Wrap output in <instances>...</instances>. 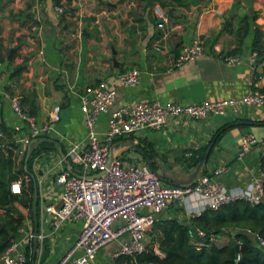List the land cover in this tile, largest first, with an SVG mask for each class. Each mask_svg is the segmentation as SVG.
<instances>
[{"label": "crops", "instance_id": "1", "mask_svg": "<svg viewBox=\"0 0 264 264\" xmlns=\"http://www.w3.org/2000/svg\"><path fill=\"white\" fill-rule=\"evenodd\" d=\"M104 1L112 5L100 0H59V5L56 0H0L3 58L0 60V123L11 131L16 143L28 127L14 111L12 97L33 96L38 104L35 118L39 123L50 120L55 106L61 107V120L53 123L48 133L33 140L31 153L34 150L35 156L31 154L30 168L25 169L32 179L35 176L39 188V244L34 259L42 264H58L78 239L83 226L82 222H68L53 230L48 207H57L61 202L62 187L57 176L65 169L75 168L69 151L74 146H86V114L80 93L87 86L107 83L118 92L110 112L99 117L97 130L101 134L109 127L112 111L138 101L157 99L189 105L206 99L241 98L254 89L250 57L256 27L264 30V0H255L252 8L234 0H199V5H189L191 0H183L184 5L172 0ZM35 5L38 13L31 11ZM58 6L66 14L59 13ZM157 6L165 11V29L158 26ZM254 12L259 13L257 21L251 18ZM246 15L250 17L249 33L239 51L233 54L239 48L236 31ZM196 37L205 43L204 56L168 70V57L178 54ZM236 55L241 56L240 63L227 62L226 57ZM263 64H259L260 71ZM20 66L26 70L13 75ZM132 67L141 70L140 82L132 87L122 86L119 74ZM263 86L261 81L258 87ZM28 106L26 103L25 107ZM260 121H264V106L246 107L239 115L210 116L204 120L176 117L163 130L140 129L116 139L113 145L118 144L115 152L125 165L148 164L149 156L171 169L181 166V172L187 174L186 153L215 145L216 132L235 122L236 126L215 145L204 169L209 173L225 166L227 172L221 180L231 188L246 187L261 167L264 149L257 147L240 159V143L247 133H260L261 139L264 138V124ZM127 141L135 142L149 155H142ZM57 144L63 148L71 166L62 158ZM3 154L7 156L8 152H0V158ZM23 158L16 153L14 166L19 168ZM9 210L0 208V214L9 212L20 218L23 227L33 234L32 238L20 234L22 227L13 233L15 252L26 253L32 243L34 254L35 220L31 212L19 202H14ZM166 219L191 222L182 204L167 209L160 217ZM236 230L230 228L233 233ZM221 237L224 242L228 240L224 235L216 239L220 241ZM120 243L110 244L112 252ZM110 258L105 252L100 256L103 264L109 263Z\"/></svg>", "mask_w": 264, "mask_h": 264}, {"label": "built area", "instance_id": "2", "mask_svg": "<svg viewBox=\"0 0 264 264\" xmlns=\"http://www.w3.org/2000/svg\"><path fill=\"white\" fill-rule=\"evenodd\" d=\"M56 10L64 13L62 7L58 6ZM31 11L38 13V6H33ZM155 14L159 19L158 26L165 29L167 17L164 9L157 6ZM205 50L203 40L194 38L178 54L168 57V70L199 60L204 56ZM250 58L251 84L254 86L251 93L236 99H206L189 105L157 99L138 101L112 111L109 127L103 134L97 130L98 120L103 113L110 112L118 96L117 90L107 83H100L89 85L80 93L81 107L86 114L87 142L85 147L74 146L69 155L74 166L81 168L77 170L75 166L74 169H65L57 176V182L62 187L61 202L57 207L49 206L48 210L55 231L68 222H82L83 226L78 239L58 264H103L100 260L101 251L115 241L121 243L111 255L108 264H127L126 261L118 263L123 256L136 261L139 254L149 251V232L160 221L161 215L175 205L182 204L186 216L191 218L200 216L207 210H218L236 200L243 199L253 204L264 202L262 167L251 176L246 187L236 188L228 187L221 180L227 172L225 166H219L206 174L202 173L197 181L189 186L174 185L162 180L147 163L125 165L123 160L117 157L111 167H108L110 150L116 139L140 129L160 131L169 125L171 118L204 120L210 116L239 115L246 107H263L264 90L258 85L264 81V75L259 70L257 52L253 51ZM226 60L229 63H240L241 56H228ZM118 78L122 86H135L140 82L141 70L138 67L128 68L121 72ZM12 105L28 127L27 133L16 142L19 145L16 153L18 157L23 158L28 154L33 140L48 133L52 124L61 120V107L55 106L50 120L39 123L35 117L23 111L21 97H12ZM0 137H5L2 130ZM257 147L264 149V139H258L254 133L243 135L239 158L246 157ZM186 156L192 157L193 152H187ZM102 173L104 174L97 176ZM10 187L13 193L20 194L22 180L13 181ZM19 232L29 238L33 237L26 227H22ZM248 232L264 245V239L257 233L251 230ZM199 235L207 237L202 230ZM211 239L214 240L215 237L212 236ZM16 245V242H13L10 247L0 252V261L3 264H29L26 253L15 252ZM198 245L203 243L199 242ZM155 251L164 256L157 245ZM32 264L42 263L35 261Z\"/></svg>", "mask_w": 264, "mask_h": 264}, {"label": "trees", "instance_id": "3", "mask_svg": "<svg viewBox=\"0 0 264 264\" xmlns=\"http://www.w3.org/2000/svg\"><path fill=\"white\" fill-rule=\"evenodd\" d=\"M172 1L184 5L183 0ZM56 4H60L59 0H56ZM66 12L64 11V14ZM251 18L253 21H257L259 13L254 12ZM249 20V15H246L240 21L236 31L239 48L234 50L233 54L237 53L244 44L250 29ZM252 50L257 52L260 57L258 64L264 62V30L259 26L255 29ZM0 60H3L1 56ZM25 70L26 68H22L15 71L13 75L21 74ZM261 72L264 75V64ZM262 90H264V86ZM26 103L29 104L28 108L25 107ZM22 108L31 117H37L39 113L37 100L31 95L27 99H22ZM260 123L264 124V121H260ZM235 124V122L228 123L216 132L214 136L215 145L220 143L224 135L236 126ZM240 126L243 127L242 124ZM0 130L5 133V137H0V152H8L7 156L3 154L0 158V208H6L7 211H10L11 205L14 202H19L31 212L33 219V179L29 171L24 168L25 158H23L19 168L14 166L16 149L19 145L12 140L11 131L2 123H0ZM215 145H213L211 152ZM209 148L210 145L200 150H191L193 156L185 159L187 168L196 167ZM31 154L34 157L35 151L33 150ZM33 157L29 159V168ZM261 167L264 170V159ZM202 173H208L207 168ZM15 180H22V192L20 194L11 191L10 185ZM190 220L191 222L179 219L160 220L149 232V235L152 236L149 251L139 254L136 261L131 257L123 256L118 260V263L126 261L127 264H264V245L260 243L257 237L248 232L251 230L264 239V202L253 204L243 199L236 200L218 210H207L200 216L191 217ZM23 226V220L11 213L0 214V252L13 244L14 237L12 234L18 233ZM230 228L234 230L239 228V230L233 233ZM200 230L205 231L207 237H201L199 235ZM218 235L228 236V240L219 243L216 239ZM212 236L215 237L214 240L211 239ZM206 238L208 239L206 240ZM199 242H202L203 245L199 246ZM237 244L239 245L238 249H236ZM156 245L164 256L155 251ZM32 248L31 243L26 252L29 264H32L34 260Z\"/></svg>", "mask_w": 264, "mask_h": 264}, {"label": "water", "instance_id": "4", "mask_svg": "<svg viewBox=\"0 0 264 264\" xmlns=\"http://www.w3.org/2000/svg\"><path fill=\"white\" fill-rule=\"evenodd\" d=\"M102 3H107L104 0H100ZM235 2H242L243 4H245L247 7L252 8L253 7V3L255 0H234ZM151 3H153V0H151ZM107 4L112 5L111 2H108ZM200 2L199 0H191L189 2V5H199ZM9 59H12V57H10ZM23 68L22 66L18 67V69ZM34 95L37 97V92L36 89H34ZM128 144H131L135 147V149L137 151H139L142 155L146 156L149 155L148 153L145 154L144 151H142L140 148L137 147L136 143L133 141H127ZM58 145V144H57ZM214 144L211 145V147L209 148V150L207 151V153L205 154V156L203 157V159L197 164L196 167L191 168L188 170L187 174H183L181 172L182 167L179 166L178 169H171L169 167H167L164 163L160 162L158 159H151L149 158V156L146 158L148 161V164L152 167V169L159 175V177L170 183V184H174V185H179V186H189L194 184L197 179L199 178V176L202 174L205 164L210 156L211 153V149L213 147ZM118 144H114L111 147L110 150V156H109V162H108V167H111L113 161L118 157V155L116 154L115 150L117 148ZM59 147V151L61 153L62 158L65 160V162L71 166V163L67 157V155L65 154V152L63 151V148L58 145ZM31 157V148L29 149V152L26 156V165H25V169L28 170V162L29 159ZM154 162L157 163V165L154 164ZM99 174L97 176H101L103 175ZM34 179V194H33V215H34V220H35V237H34V258L36 256V252H37V248H38V244H39V224H38V204H39V188H38V184H37V180L35 178V176H32ZM239 248V245H236V249ZM35 262V259L33 260V263Z\"/></svg>", "mask_w": 264, "mask_h": 264}, {"label": "rangeland", "instance_id": "5", "mask_svg": "<svg viewBox=\"0 0 264 264\" xmlns=\"http://www.w3.org/2000/svg\"><path fill=\"white\" fill-rule=\"evenodd\" d=\"M252 131H254V130H252ZM255 135L258 137V139H261L262 137H260L261 136V134L260 133H256L255 132ZM76 167H77V170H80V166L78 167L77 165H75ZM205 232V231H204ZM220 241H218L219 243H223L224 241H223V238L221 237V239H219ZM225 240V239H224ZM111 246H110V244L108 245V246H106L102 251H101V253H100V256H101V254L103 253V252H105V254L107 255V257H109L110 258V256L113 254V252H112V248H110ZM106 263V262H105ZM106 264H108V263H106Z\"/></svg>", "mask_w": 264, "mask_h": 264}]
</instances>
